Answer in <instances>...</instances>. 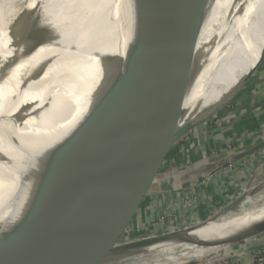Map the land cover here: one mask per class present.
I'll return each mask as SVG.
<instances>
[{"label": "bare ground", "instance_id": "1", "mask_svg": "<svg viewBox=\"0 0 264 264\" xmlns=\"http://www.w3.org/2000/svg\"><path fill=\"white\" fill-rule=\"evenodd\" d=\"M263 22L264 0H204L186 83L187 119L251 70L264 42L242 67L239 59ZM136 27V0H0V155L11 160L0 164L2 205L13 206L19 190L31 182L37 194L74 139L91 126ZM226 70L228 79L219 88L190 99L188 94L205 78L213 75L220 82ZM13 138L19 147L9 142ZM245 201L239 213L199 222L188 241H164L128 264H185L217 247L253 238L255 234H240L264 220V202L253 209V203L244 206ZM81 249L110 250L92 243Z\"/></svg>", "mask_w": 264, "mask_h": 264}, {"label": "water", "instance_id": "2", "mask_svg": "<svg viewBox=\"0 0 264 264\" xmlns=\"http://www.w3.org/2000/svg\"><path fill=\"white\" fill-rule=\"evenodd\" d=\"M136 5L135 33L91 126L74 139L29 202L21 208L0 203V264L120 261L164 241L184 243L197 224L209 220L117 244L173 146L232 101L264 61V46L238 84L187 119L186 83L204 0H136ZM109 59L111 66L114 58ZM9 142L21 145L17 138ZM263 146L264 141L231 158ZM10 162L0 155L2 167ZM247 196L239 195L221 214L238 208ZM263 232L264 220L240 235ZM88 243L117 245L100 258L92 249H81Z\"/></svg>", "mask_w": 264, "mask_h": 264}, {"label": "rangeland", "instance_id": "3", "mask_svg": "<svg viewBox=\"0 0 264 264\" xmlns=\"http://www.w3.org/2000/svg\"><path fill=\"white\" fill-rule=\"evenodd\" d=\"M263 26H264V22L261 25V27L258 28V29L261 28L260 33L258 35L256 33L255 36L250 37L247 43L244 44L246 45L244 50H247V52L246 53L242 52L241 57L239 59L240 66L242 65L241 61H244V65L247 62H249V60H251V58L260 48L261 44L264 42ZM249 50L253 51V54L249 52ZM242 57L244 58V60H242ZM239 65H235V67H233V70H238ZM224 68H227V66ZM263 70H264V61L259 66V68L254 73V75L239 91V93L232 99V101L222 111H220L216 116L208 120L206 123L198 126L197 131L193 130L192 132L186 134L184 137L180 139V141L177 144L173 146L172 150L165 157L164 163L161 165L157 173L156 181L153 183L152 186L153 193L157 194L158 192L162 191L167 195L172 192L170 188L167 189L162 188L161 185L163 184L168 187V185H171L172 182L176 180L177 173L181 171V168L183 169L185 167L188 168V166L190 165L189 164L190 154H192L193 156L195 155L194 161L190 162L191 164L192 163L195 164L196 161L197 162L206 161L209 158L222 153L239 154V152L250 149L252 146L256 145L257 143L263 142L264 140V75L263 73H261L263 72ZM228 71L229 70H226V73ZM223 72L224 71L220 72V74ZM207 86L209 87V85ZM216 86L217 88L220 87L218 85ZM205 88L206 85H204L203 88L197 87L196 95L200 96V98H203L205 94L204 93L201 94L200 91L204 92ZM208 93L209 92L207 91V95L210 94ZM196 95L189 97L191 100H197ZM178 158L181 159L179 163L177 160ZM246 159L247 160H243L238 164H233L232 161H228L226 167L223 168L224 170H221L222 172L229 173V175H233L232 177L234 178L244 171H246V173L243 181L237 179L235 181V184L238 185L237 190H239L236 193L237 195L234 194L233 195L234 197L231 198L229 202L224 201L222 203L224 205V206L222 205L223 206L222 209H216V210L210 209L211 215L208 217L209 220L213 218V216H217V215H218L217 219L224 217L227 213L224 212L221 214V211L225 208V206L230 204L235 198H237L239 195H241L244 192L247 193V195H251L246 199L245 201L246 203L244 204V206L252 202L253 207L251 208L254 209L256 208V206L257 207L261 206L262 203L264 202V146L256 150L255 152L248 154ZM245 163H248V166H246ZM190 179L191 181H194L193 179L195 178H189V181ZM199 184L201 185L204 184L202 178H200ZM191 185L193 186L194 183H192ZM35 188H36V183L34 182L24 185L22 189L19 190V193H17L15 200L13 202V207L21 208L27 202H29L36 194ZM216 193L217 195H219L220 199L224 197L222 196L223 194L218 190V188ZM224 193L226 194L227 191ZM149 194L147 196L151 197L149 196ZM208 197L206 196L203 197V200L206 203L209 202V204L211 205L212 199ZM200 200L201 199L198 196V194H196L192 190V193L188 195L186 199L183 200V205L187 210L186 216L181 215L182 216L181 217L180 215H178V212L173 213L167 209H163L150 219L155 221L151 222L150 220H147V221L139 222V223H143L145 226L146 224L150 226V228L146 232L144 231L142 232V230H140L131 233L133 230L136 229V227H134L133 225L132 227L133 230L130 231V229H126L124 231L125 234L123 236L124 237L123 239L124 240L135 239L139 236L158 232V229H156L153 226L154 223H158L157 219L160 222L159 225L162 230L165 229V227H174V228L179 227V229L173 232L195 225V223H193L194 222L193 219L188 218V216L191 210H193V208L200 205L199 204ZM244 206L242 207V209H244ZM236 211H238L237 208L232 210V212H236ZM263 234L264 232L262 234L256 235V237L254 238H250V239L248 238L246 240H243L244 239L243 238L241 240H243V242L245 241L246 243L248 242L250 244L252 242L250 240H253L255 238L257 239L261 237ZM121 239L122 238L120 237L119 242L122 241ZM243 242H238V243L232 242L230 244L217 247V249H215L212 254L204 255L200 259H190L185 264H214L220 262L222 259L225 258V253L226 251H228L229 247H231L235 243L236 245L243 244ZM173 247L175 246H172L170 248ZM94 252H96L98 257H102V255L106 253L104 251H96V250H94ZM144 254H148V253H144ZM134 257L126 258L120 261H113L110 260L109 258H105L104 261L110 262L109 264H128L134 261ZM166 263L167 261L162 264H166ZM41 264H54V263L41 262Z\"/></svg>", "mask_w": 264, "mask_h": 264}, {"label": "crops", "instance_id": "4", "mask_svg": "<svg viewBox=\"0 0 264 264\" xmlns=\"http://www.w3.org/2000/svg\"><path fill=\"white\" fill-rule=\"evenodd\" d=\"M243 65L244 64H242L241 67ZM228 73L229 72L225 73L224 75H221L222 77L220 76L221 77L220 82H218L219 77H213V75H209L197 86L203 88L204 85H206V88H208V89L205 88L204 92L200 91V93L201 94L204 93L205 94L204 97H206L207 91L211 93L217 88L216 85L221 86V84L228 79L227 77L229 75ZM261 73H263L264 75V70ZM207 85H209V87ZM196 90L197 88L193 90L190 94H188V96H195L197 94ZM196 96L197 99H200V96L198 95ZM194 130H196V128ZM237 154L222 153L213 156L206 161H198V162L196 161V163L194 162L195 164L190 163L191 161H194V156H195L190 154L189 156L190 165L188 166V168L186 167H185L186 169L181 168V171L177 173L176 180L173 181L171 185H168V187L163 184L161 185L162 188H166V189L170 188L172 190L170 194L166 195L162 191L158 192L159 194L153 193L152 191L153 184H152L150 190L147 193V195L150 193L149 196L151 197H148L147 195L145 196L144 200L140 205L138 216L136 217L134 223L150 220L153 216H155L159 211L163 209H167L173 213L178 212V215L180 216L181 215L186 216L187 210L183 205V200L186 199V197L192 193V190L196 194H198V196L202 201L200 200L199 203L200 205H198L197 207L193 208V210H191L188 218L193 219L194 221L193 223H198L197 220L198 221L206 220L211 215L210 209H215V210L222 209L224 206L222 203L224 201L229 202V200H231V198L234 197L233 195L239 191L237 190L238 185L235 184V181L236 179L243 181L246 171L242 172L243 174L241 173L235 178L232 177L233 175H229V173H225L221 171L224 170L223 169L224 167H226L225 161H227L228 158L236 156ZM247 156L239 157L236 159L231 158L230 161H232L233 164H238L243 160H247L246 159ZM177 160L179 163L181 159L178 158ZM219 162L222 164H219ZM214 164H219V166L216 167L214 166ZM245 165L248 166V163H245ZM189 178H195V179H193L194 181H191V179L189 181ZM200 178L203 179L204 182L203 185L199 184ZM190 183L191 184L194 183V185L192 186ZM217 188L223 194L222 196H224L222 197V199H220L219 195H217L216 193ZM226 191L227 193L225 194L224 192ZM205 196L206 197L209 196L208 198L212 199L211 205L209 204V202L206 203L203 200V197ZM250 241H252L250 244L247 242L249 245L246 242H243V244L240 245H236V244L232 245L231 247L228 248V251H226L225 258L222 259L220 262L214 264H253V260L258 253L264 255V234L261 237L257 239L255 238ZM257 245L263 246V248L261 249L254 248Z\"/></svg>", "mask_w": 264, "mask_h": 264}, {"label": "built area", "instance_id": "5", "mask_svg": "<svg viewBox=\"0 0 264 264\" xmlns=\"http://www.w3.org/2000/svg\"><path fill=\"white\" fill-rule=\"evenodd\" d=\"M139 211V210H138ZM138 211H137V213H136V215H135V217H134V220L130 223V225L126 228V229H130V231L131 230H133L132 229V227H133V225L136 223H134V221L136 220V217L138 216ZM209 219V218H208ZM151 222H153V221H155V220H150ZM157 222L158 223H154L153 224V226L156 228V229H158V232H156V233H153V234H147V235H143V236H139V237H137V238H135V239H123L124 237V234H125V232L121 235V240L122 241H120V242H118V243H128V242H131V241H133V240H137V239H141V238H145V237H154V236H156V235H161V234H164V233H166V232H170V231H175V230H177V229H179V227L178 228H174V227H165V229H161L160 228V222L158 221V219H157ZM197 222L199 223V222H202L201 220L200 221H198L197 220ZM195 224H197V223H195ZM134 227H136V229L135 230H133L131 233H133L134 231H140V230H142V232L144 231V232H146L149 228H150V226H148V224H146V226L143 224V223H139V222H137V224L136 225H134ZM127 232V231H126ZM253 264H264V255L263 254H257L256 255V257L254 258V260H253Z\"/></svg>", "mask_w": 264, "mask_h": 264}]
</instances>
